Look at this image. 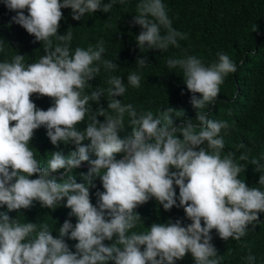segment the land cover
I'll return each mask as SVG.
<instances>
[{
  "label": "clouds",
  "instance_id": "1",
  "mask_svg": "<svg viewBox=\"0 0 264 264\" xmlns=\"http://www.w3.org/2000/svg\"><path fill=\"white\" fill-rule=\"evenodd\" d=\"M126 2L4 0L9 10L17 12L13 21L42 42L44 55L31 64H25L24 55L18 53L0 61V208L19 212L38 201L42 207L54 210L66 198L64 206L71 209L69 216H75L77 223L73 227L65 220L58 229L59 236L54 237L47 222H22L19 215L11 218L0 212V264H175L188 253L195 264H222L225 256L218 255L211 243L213 229L222 240L240 242L247 249L242 259L254 264L256 256L242 238L250 231L249 225L254 230L260 222L264 190L250 188L239 177L248 164L254 165V170L261 173L258 184L264 186V155L250 159V150L242 152L238 161L245 164L237 161L235 151L222 156L225 143L221 132L230 135L234 125L210 119L205 111L214 104L225 78L237 71L229 55L218 52V59L208 66L195 55L167 60L169 69L183 72L192 93L190 103L198 109V125L192 120L174 125L172 107L154 117L151 111L138 113L132 104L115 99L123 96L129 85L140 87L142 77L137 71L128 74L127 85L121 76L109 75L107 89L98 87L85 93L101 68L111 73L118 65L103 59V40L87 49L76 47L73 53L70 28L64 35L57 34L63 17L61 9L71 8L72 19L79 21L85 14L98 10L107 13L115 4ZM133 24L142 28L136 37L140 49L166 52L170 46L179 49V41L187 39L186 33L173 28L162 0H138ZM0 53L8 55L2 43ZM147 63L146 58L138 59L137 69ZM105 93L107 110H93L89 102L99 104ZM32 94L52 98L54 106L46 111L38 109L30 98ZM126 115L132 133L121 138ZM86 116V128L78 130ZM99 116L105 117L104 122L97 119ZM41 126L47 129L53 146L74 143L75 150L67 155L60 150L51 152L47 166H41L29 147L35 130ZM178 133L182 139L177 138ZM85 140L90 144H82ZM235 147L240 150L246 146L240 143ZM90 152H94L95 159H90ZM118 153H123L122 159L116 158ZM82 162H87L89 168L86 174L80 173L84 182L78 183L75 170ZM61 169L59 177L52 175ZM34 174L39 178L29 179ZM94 177L101 179L104 189L96 193V206L89 191L95 187ZM174 184L179 188V205ZM153 197L166 211L173 206L183 207L191 223H153L146 232L132 231L143 224L137 207ZM65 237L78 241L75 252ZM114 237L110 246L104 244ZM141 246H145L143 250ZM231 254L229 249L227 255Z\"/></svg>",
  "mask_w": 264,
  "mask_h": 264
},
{
  "label": "trees",
  "instance_id": "2",
  "mask_svg": "<svg viewBox=\"0 0 264 264\" xmlns=\"http://www.w3.org/2000/svg\"><path fill=\"white\" fill-rule=\"evenodd\" d=\"M63 0H61V3ZM103 3L109 0H102ZM138 0H127L126 4H115L110 12L96 11L92 14H85L81 20L72 19L71 8L61 9L63 17L60 21L58 35H64L70 28L73 33L71 51L74 53L76 47L87 49L89 45L95 46L103 40L105 52L103 59L110 60L118 65V68L111 73H107L101 68L100 74L90 81L91 89H86L85 93L90 94L96 88L107 89V78L109 75L121 76L122 81L127 85V76L133 71L141 75V85L137 88L127 86L123 96L115 99L124 104H132L138 113L151 111L154 117H158L159 112L172 107L175 112L172 114L174 125L179 126L187 120H192L193 124H199L196 120L198 109L190 103L192 93L188 91L183 78V72L179 68L169 69L167 60L169 58H180L182 55H195L205 66L218 59L217 53L223 52L229 55L230 59L237 65V71L229 74L224 83L220 86V92L214 104L206 107L209 118L213 120H227L234 125L230 135L224 136L225 148L222 156L228 151L236 152L238 161L242 152H249V158H260L264 155V0H162L166 5L169 17L173 21V28L187 34L186 40L179 41V49L169 47L168 51L161 52L156 49H140L136 42V37L142 31L139 25L133 24L136 15V4ZM27 15V9L24 10ZM17 15L16 11L9 10L4 0H0V43L3 44L7 57L0 53V61L5 58L11 59L15 54L24 55V63L31 64L38 62L44 55L42 42L35 40L22 26L13 21ZM146 58L147 65L142 69H137V60ZM198 99H202L201 94H196ZM31 100L38 109L47 110L54 106V100L47 96L32 94ZM92 104L93 110L103 107L107 110L108 99L105 95L100 97L99 104ZM231 110V115H229ZM97 119L104 122L105 117L99 116ZM128 117L125 116V130L119 135L126 138L131 135L132 127L127 124ZM87 126V116L85 122H81L77 129L83 131ZM199 127L196 128L198 132ZM177 138L182 139V134L178 133ZM243 143L244 149L236 150V145ZM82 144H90V140H85ZM206 146V142H205ZM29 147L34 151L36 158L41 162V166H47V160L51 157V152L60 150L64 155L75 150V144L65 145L60 142L59 147L53 146L47 137V129L43 126L35 130ZM90 159H95L94 152L89 153ZM117 159L123 158V153L116 154ZM245 164V161H238ZM264 164V159L261 160ZM89 165L82 162L76 169V180L83 183L80 173L86 174ZM255 166L248 164L246 171L240 174V179L251 187H259L264 190V186L258 184L261 173L254 170ZM175 171V169H171ZM57 173H52L59 177ZM34 174L29 179H37ZM59 182V181H58ZM95 187L90 188V200L94 206L97 205V192H103L102 181L99 177H94ZM177 205H179V188L174 184ZM66 198L56 209L42 207L40 202L34 201L28 209H20L19 212H9L7 207L0 208L11 218L19 215L22 222L43 223L47 222L54 237H58V229L65 220H69L73 227L77 223L75 216H69L71 209L65 207ZM136 212L141 216L143 224H140L132 231L146 232L153 223L168 224L176 220L181 221V226L191 223L184 212L183 207L173 206L171 210H164L153 197L147 203L137 207ZM259 221L255 229L249 225V232L242 240L248 242L252 253L256 256L254 264H264V212L259 213ZM203 226V221H202ZM131 234V233H129ZM70 235V233H69ZM211 243L218 250V255H224L222 264H247L242 257L247 255V249L242 248L240 242L229 238L222 240L215 229L211 232ZM65 242L71 251L75 252V244L78 241L65 237ZM115 242L105 240L104 244L110 246ZM145 246H141L143 250ZM232 254L227 255L228 250ZM108 264H114L110 261ZM175 264H195V261L188 253Z\"/></svg>",
  "mask_w": 264,
  "mask_h": 264
}]
</instances>
